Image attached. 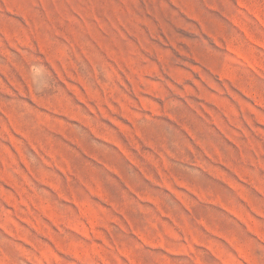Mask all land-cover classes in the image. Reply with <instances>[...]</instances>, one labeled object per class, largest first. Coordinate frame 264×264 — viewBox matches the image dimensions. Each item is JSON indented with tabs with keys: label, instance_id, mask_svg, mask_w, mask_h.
I'll return each mask as SVG.
<instances>
[{
	"label": "rangeland",
	"instance_id": "374dc122",
	"mask_svg": "<svg viewBox=\"0 0 264 264\" xmlns=\"http://www.w3.org/2000/svg\"><path fill=\"white\" fill-rule=\"evenodd\" d=\"M0 264H264V0H0Z\"/></svg>",
	"mask_w": 264,
	"mask_h": 264
}]
</instances>
